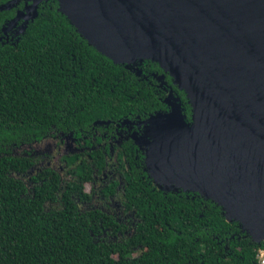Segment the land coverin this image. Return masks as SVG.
Returning <instances> with one entry per match:
<instances>
[{"label":"trees","instance_id":"trees-1","mask_svg":"<svg viewBox=\"0 0 264 264\" xmlns=\"http://www.w3.org/2000/svg\"><path fill=\"white\" fill-rule=\"evenodd\" d=\"M31 3L17 0L0 9V264H261L264 241L259 245L239 221H229L216 200L155 180L148 163L155 139L149 123L138 130L140 142L133 138L116 149L113 184L123 177L124 203L138 219L134 233L122 240L102 235L122 226L113 216L81 211L73 197L90 195L85 184L94 168L86 157L81 162L73 153L63 157L74 178L61 196L57 170L48 169L43 179L33 176L32 191L17 176L40 158L14 146L52 131L82 134L94 123L145 121L170 111V95L193 121L185 90L160 63L115 62L77 30L59 0L40 1L36 17H22L5 32ZM100 154L93 158L102 166ZM59 201L60 206L50 205Z\"/></svg>","mask_w":264,"mask_h":264},{"label":"water","instance_id":"water-1","mask_svg":"<svg viewBox=\"0 0 264 264\" xmlns=\"http://www.w3.org/2000/svg\"><path fill=\"white\" fill-rule=\"evenodd\" d=\"M40 1L19 10L5 32L36 17ZM59 1L100 52L119 63L157 61L185 90L191 123L179 98L146 120L155 137L148 153L155 180L216 200L229 221L262 243L264 0Z\"/></svg>","mask_w":264,"mask_h":264},{"label":"flooded vegetation","instance_id":"flooded-vegetation-1","mask_svg":"<svg viewBox=\"0 0 264 264\" xmlns=\"http://www.w3.org/2000/svg\"><path fill=\"white\" fill-rule=\"evenodd\" d=\"M167 99L173 100V97L169 96ZM146 123V120L94 123L88 132L82 134L52 131L34 142L17 144L14 146L15 151L33 152L35 156L40 158L39 163L30 168L28 172L18 173L17 176L24 178L32 191L36 183L33 176H40L43 179L48 169L57 170L61 175V188L58 193L61 196L66 182L74 178L70 173L71 165L63 157L73 153L78 155L77 162H81L82 158L86 157L94 168L93 179L85 184V191L89 192L90 195L85 200L75 194L73 197L81 211L95 209L100 210L105 215L113 216L117 223L122 226H117L118 229L115 233L104 230L102 235L108 240H122L134 233L138 219L133 211L127 209L124 203L125 181L123 177L119 175L118 184L116 186L113 184L114 179L118 177L116 149L117 146H122L125 141L133 138L140 142L138 130ZM54 149L58 151L57 154H54ZM100 152L105 156L103 167L93 158L94 155L100 156ZM54 158L61 165L53 164ZM53 204L60 206L61 202L50 203V205ZM112 204L117 205V208H113ZM258 244L261 245V243Z\"/></svg>","mask_w":264,"mask_h":264},{"label":"rangeland","instance_id":"rangeland-1","mask_svg":"<svg viewBox=\"0 0 264 264\" xmlns=\"http://www.w3.org/2000/svg\"><path fill=\"white\" fill-rule=\"evenodd\" d=\"M40 145L42 146V144H40ZM54 151H55L54 154H57L58 151L56 149H54ZM53 160H54L53 164L61 165V163L58 160H56L55 158ZM112 206H113V208H117V205L112 204ZM129 218L131 219V217H129Z\"/></svg>","mask_w":264,"mask_h":264},{"label":"built area","instance_id":"built-area-1","mask_svg":"<svg viewBox=\"0 0 264 264\" xmlns=\"http://www.w3.org/2000/svg\"><path fill=\"white\" fill-rule=\"evenodd\" d=\"M260 262L261 264H264V249H260Z\"/></svg>","mask_w":264,"mask_h":264}]
</instances>
